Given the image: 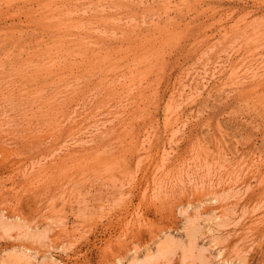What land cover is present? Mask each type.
<instances>
[{
  "label": "rangeland",
  "instance_id": "rangeland-1",
  "mask_svg": "<svg viewBox=\"0 0 264 264\" xmlns=\"http://www.w3.org/2000/svg\"><path fill=\"white\" fill-rule=\"evenodd\" d=\"M0 264H264V0H0Z\"/></svg>",
  "mask_w": 264,
  "mask_h": 264
}]
</instances>
